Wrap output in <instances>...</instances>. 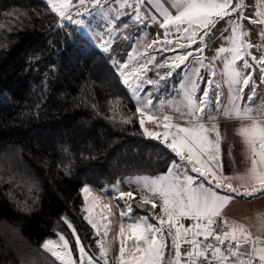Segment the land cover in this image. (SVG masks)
<instances>
[{
	"label": "trees",
	"instance_id": "obj_1",
	"mask_svg": "<svg viewBox=\"0 0 264 264\" xmlns=\"http://www.w3.org/2000/svg\"><path fill=\"white\" fill-rule=\"evenodd\" d=\"M45 0H0V264H59L41 248L64 235L93 248L81 188L165 172L175 154L146 137L106 54ZM131 122L123 123V119ZM132 214L152 219L150 204Z\"/></svg>",
	"mask_w": 264,
	"mask_h": 264
},
{
	"label": "snow or ice",
	"instance_id": "obj_2",
	"mask_svg": "<svg viewBox=\"0 0 264 264\" xmlns=\"http://www.w3.org/2000/svg\"><path fill=\"white\" fill-rule=\"evenodd\" d=\"M117 2L121 9L132 7L134 10L133 21L143 23L145 14L142 13L141 5L144 0H135L134 4L129 0H117ZM46 3L51 12L63 19H72L70 9L74 6L82 8L83 13L89 12V4L93 9L103 8L102 0H77L76 5H73L72 0H46ZM243 7L244 5L241 3H236L233 6V0H171L173 13L168 7L157 3L156 10L162 19L158 20L156 16H152L150 19L153 23H158L159 28L164 30L163 39L160 40L158 37L157 40H153L145 46L146 49H151L153 46L159 45L164 51H170L174 41L169 37L173 32L177 35L176 46L181 49L191 48L193 44L197 43V40L203 44L205 37L210 34L219 21L232 16L233 13H240L237 20L230 22L231 35L225 38L228 47L218 48L212 62L223 58L222 74L229 86L231 106L222 110L223 115L247 122L242 123L236 129V134L241 137L245 145L246 157L249 161V166L243 173L224 174L221 161V136L218 127L214 123L210 127L202 123L209 103V90H203L202 98H196L193 95L198 89L196 81L199 79L200 68L207 67L211 69L213 77L216 75L211 64H204L203 47L194 50L201 55L196 57L195 62L199 67L193 69V77L189 78L187 85L186 115L188 120L186 126L174 124L171 122L170 116L164 115L162 117L164 131H150L145 127V121L160 126L161 120L160 117L146 112L151 101L142 107H137L136 112L140 116L139 123L143 134L146 137L159 140L175 153L179 161L186 162L191 166L192 172L199 173L209 184H214L216 189H224L237 195L251 196L258 192L264 193V109H257L254 114L251 107H241L235 101L240 98L244 88L253 84L251 73H244L245 69L253 67L246 57L251 56V60L256 66H259L261 79L264 81V55L259 58L251 55L249 50L254 45L245 39L248 33L243 31L239 21L248 19L252 24L264 25V0H256L254 13L256 19L245 17L241 11ZM83 13L78 12L77 15H83ZM118 18L119 16H117ZM73 22L84 23L83 20H74ZM108 23L109 32L114 31L113 22L109 21ZM127 27L128 25L125 24L124 28ZM260 35L264 38V30ZM124 39H128V37L125 36ZM179 40H185L187 43H179ZM100 46L103 51L108 52L111 40L103 41ZM137 55L144 57L149 54L147 51L136 55L130 53L129 61L136 62ZM193 55V51H187L171 57V62L165 60L163 63L155 64L157 68L169 69L163 74L157 73L159 80L147 79L144 75L149 70L148 65L154 63L155 57L134 67L131 63L121 64L120 75L125 85L129 87L135 85L132 87V91L133 95H137L143 83L158 85L159 81L171 76L175 69L184 65ZM238 61H241L242 65H238ZM254 95L255 88L253 87L252 95L248 97L249 100H252ZM217 99L219 98L217 97ZM208 116L210 119H214L210 113ZM122 122L129 123L131 120L126 118ZM181 166L180 163L173 160L166 174L154 178L147 176L137 178V182L142 184V190L147 193L141 195L140 203L142 205L151 204L152 209L159 206L161 214L159 216L152 214V219L157 221L155 225L149 222L148 217H140L137 220L130 219L126 225L124 223L119 225L117 237L120 246L116 257L117 264H164V250L168 237L171 238L174 250V256L169 260V264H264V236H254L245 224L235 220L229 221L223 216V209L232 197L222 196L212 188L205 187L203 183L195 184L192 176L179 171ZM113 187L118 191L117 186ZM80 191L85 201L82 208V212L85 213L84 220L91 225L95 235L101 237L96 241L99 255L95 256L86 251L76 229L66 217H61V219L72 230L79 260L73 258L69 240L59 233H57L58 240H46L41 248L55 258L59 264H100V261H103V264H109L110 247L107 238L111 230V209L108 204L100 203L101 197L97 196L90 186L85 185ZM126 197L129 200L133 199V193L119 192L120 199ZM152 197L159 198V205ZM97 206L100 207L99 213L95 211ZM131 212V205H126V208L120 211V216L121 218L129 216ZM185 219L191 220L192 223L185 226L182 223ZM165 228H167V237ZM261 228H264V220L261 221ZM209 238L213 242H209ZM128 240L134 241L130 247H126ZM182 243L189 245L187 252H181ZM244 246H248L247 252L241 251Z\"/></svg>",
	"mask_w": 264,
	"mask_h": 264
},
{
	"label": "rangeland",
	"instance_id": "obj_3",
	"mask_svg": "<svg viewBox=\"0 0 264 264\" xmlns=\"http://www.w3.org/2000/svg\"><path fill=\"white\" fill-rule=\"evenodd\" d=\"M46 1V0H45ZM73 5H76L77 0H72ZM130 3H135V0H129ZM103 8L93 9L91 4L88 5L89 12L82 13L81 19L83 20V24H77L76 29L82 34V36L88 40L91 44L97 47L101 52L106 54L110 60V63L113 65L116 72L119 74L120 79L122 81L120 75V65L123 63H131L132 66H137L139 63H145L147 59L151 57H155V61L153 64L148 65L149 70L144 73L147 79L151 80H159L157 73H165L169 69L165 68H157L155 64L163 63L165 60H169L175 55H179L185 53L187 51H193V57H190L188 61L185 62L184 65H181L180 68L175 69L172 72V75L167 77L166 79L159 81L158 85H152L148 83H143L141 88L139 89L137 95H133L132 87L125 85L127 87L136 107H142L148 101H151L146 112L148 114L160 117V126L156 124L148 125L147 120L145 121V127H147L150 131L163 132V120L162 117L164 115L170 116L172 118V123L179 124L181 126H186V121L188 117L187 113V103H188V89L187 85L189 83V78L193 77V69L199 67L196 64V57H199L201 54L195 52L194 50L200 47L204 48L203 58L204 64L212 65V69L215 70L216 75L213 77L211 75V69L207 67L200 68L199 71V79H197L198 89L193 94L196 98H202L203 90H209L208 97V107L206 109V113L203 117L202 123L206 126H211L213 123L217 125L220 136H221V161L223 159L230 162L229 156L232 155L234 151L235 143L230 140L229 137H232V134H236V129L241 126L242 123H247L246 121H240L235 118L226 117L223 115V109L225 107H230L229 100V86L225 82V78L222 74L223 72V58L217 59L214 63L212 62V58L216 54V50L220 47H228V43L226 41V37L231 35V21L237 20V17L240 15L239 12L233 13L230 17H225V19L219 21L215 28L210 32L208 36L205 37L204 43L201 44L199 40L197 43L193 44L191 48L181 49L176 46L177 35L173 32L169 39L174 41V44L171 46L172 50L164 51L159 45L153 46L151 49H146L145 46L151 43L153 40H157L158 37L160 40L163 39V29L159 28L158 23H153L150 19L152 16H156L158 20L162 19L159 16V13L156 10L157 3L163 4V6L168 7L170 11L171 9V0H144L141 5L142 13L145 14V19L143 23H136L133 21L132 16L134 14V10L132 7H126L121 9L117 0H102ZM236 3H241L244 5L242 8L243 15L245 17H251L252 19H256L255 11H256V0H233V6ZM75 7V6H74ZM73 8V7H72ZM71 8V9H72ZM70 9V10H71ZM117 16L119 18L117 19ZM63 19V18H62ZM66 20V19H64ZM109 21L113 22L114 31L109 32ZM242 24L243 31L248 33V36L245 37L247 41H249L253 48L249 51L252 56H256L259 58L261 55H264V38L261 37L260 33L264 30V25L252 24L248 19H243L239 21ZM127 24L128 27L124 28V25ZM201 34H203L201 32ZM127 36L128 39H124ZM111 40V46L108 52L103 51L101 48V43L103 41ZM179 43H187L185 40H179ZM147 51L148 56L140 57L137 55L136 62L129 61V54L136 55L137 53H141ZM226 55V54H224ZM249 60V63L253 64V67L250 69H245L244 73H251L253 84H250L248 87L244 88V92L240 94V98L235 101V103L239 104L241 107L248 106L254 110V114L257 109H264V81L261 79V72L259 66H256L255 63L251 60V56L246 57ZM238 65H242L241 61L237 62ZM130 71V69H129ZM131 83V82H130ZM219 85V86H217ZM253 87L255 88V95L252 100H249V96L252 95ZM217 97L219 99H217ZM184 113V115H182ZM208 113L211 114V117L214 119H210ZM140 119V118H139ZM174 131V129H173ZM162 138V137H161ZM214 138V134H213ZM241 141V150L246 153L245 145L243 144L241 137L239 136ZM157 140V139H156ZM159 141V140H158ZM175 154V153H174ZM177 163H180L182 166L180 168V172H186L187 175L192 176L194 178L195 184L203 183L205 187H210L214 191H221L220 189L215 188L214 184H209L203 177L199 175V173L192 172L191 166L187 165L186 162L179 161L178 157L174 159ZM172 164V163H171ZM170 164V166H171ZM169 166V167H170ZM168 167V168H169ZM224 168V166H223ZM237 170V169H236ZM239 170V169H238ZM168 169L165 172L155 175H136V176H126L121 181L123 184H129L132 186L133 196H137L139 199L141 195H146L147 193L142 190V184L137 182L138 177H158L166 174ZM225 174V173H224ZM227 175V174H225ZM92 189V188H91ZM140 192V193H138ZM222 192V191H221ZM96 193V192H94ZM82 195V194H81ZM97 196L99 194L96 193ZM152 199L159 205L160 201L158 197H152ZM101 204H108L112 215L111 219V230L108 236V246L110 247V251L108 253L109 264H117V255L119 252L120 241L117 237V232L119 230V225L124 223L125 225L131 220H137L140 217H148L144 214H132L129 216H125L121 218L120 211L126 208V205L129 203H125V205H119L118 210H115V204L104 200L101 198ZM85 205L84 197L82 195V208ZM151 205V204H150ZM152 208V207H151ZM96 213L100 212V207L97 206ZM159 216L160 209L159 206L156 209H152V214ZM83 216L85 215L82 212ZM149 218V217H148ZM99 219V216H97ZM149 222L152 224H157L155 219H149ZM88 223V222H87ZM182 223L185 226L192 223L191 220H183ZM91 227V225H90ZM92 229V227H91ZM93 234V248H91L88 252L89 254L98 256L99 249L97 247L96 241L101 239V237L95 235V231L92 229ZM58 236V235H57ZM51 238V240H58L59 237ZM165 236L167 237V228H165ZM74 238V247L70 242V247L73 250V258L77 261L79 260L78 252L75 249V237ZM134 241L128 240L126 241V247H130ZM189 249V245L186 243L181 244V252H187ZM87 251V250H86ZM165 259L164 264H169V260L174 256V250L171 245V238L168 237L166 239V248H165ZM100 264H103V261H100Z\"/></svg>",
	"mask_w": 264,
	"mask_h": 264
},
{
	"label": "crops",
	"instance_id": "obj_4",
	"mask_svg": "<svg viewBox=\"0 0 264 264\" xmlns=\"http://www.w3.org/2000/svg\"><path fill=\"white\" fill-rule=\"evenodd\" d=\"M229 139L234 141L235 146L232 155L229 156L230 162L223 159L222 157V164L224 166L223 172L227 175L243 173L249 166V161L246 157V153L243 151L244 149L241 150L240 138L238 135L232 134V137H229ZM122 180L123 179H119L115 184L105 187L103 189H96L93 187L91 188L93 192L99 194V197L104 200L107 199V201L111 202L112 204H115V210L117 211L119 205H125L124 202H128L131 205L134 199L140 200L136 195L133 196V199L131 200H129L127 197L124 199L119 198V192L133 193L134 190L129 184L122 185ZM113 186H117L118 191ZM220 190L222 192L217 190L220 195H228L232 197L230 202L223 209V216L226 217L229 221L235 220L239 223L245 224L254 236H264V228H261V221L264 220V193L258 192L254 193L251 196H244L228 192L224 189ZM241 251L247 252L248 246H244ZM77 255L79 256V253Z\"/></svg>",
	"mask_w": 264,
	"mask_h": 264
},
{
	"label": "built area",
	"instance_id": "obj_5",
	"mask_svg": "<svg viewBox=\"0 0 264 264\" xmlns=\"http://www.w3.org/2000/svg\"><path fill=\"white\" fill-rule=\"evenodd\" d=\"M78 12H81L82 13V9H80L79 7H73L71 10H70V13L72 15V19H66V21H68V26L70 28H73L77 23H74L73 21L74 20H80L81 19V15H77ZM148 125H153L154 123H147ZM201 240L203 239L202 237L200 238ZM209 242H213L211 240V238H209Z\"/></svg>",
	"mask_w": 264,
	"mask_h": 264
}]
</instances>
